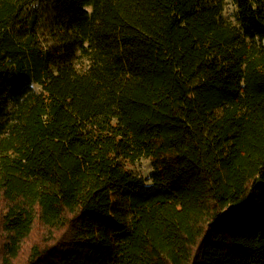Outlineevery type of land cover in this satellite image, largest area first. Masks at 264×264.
Wrapping results in <instances>:
<instances>
[{"label": "trees", "instance_id": "1", "mask_svg": "<svg viewBox=\"0 0 264 264\" xmlns=\"http://www.w3.org/2000/svg\"><path fill=\"white\" fill-rule=\"evenodd\" d=\"M232 2L0 0V264H264V0Z\"/></svg>", "mask_w": 264, "mask_h": 264}, {"label": "rangeland", "instance_id": "2", "mask_svg": "<svg viewBox=\"0 0 264 264\" xmlns=\"http://www.w3.org/2000/svg\"><path fill=\"white\" fill-rule=\"evenodd\" d=\"M225 7H224V15L226 17H231L234 11V4L232 0H225ZM133 172H135L138 176L144 179L145 183H150L149 181V174L151 171L150 161L148 159L142 158L134 165H128Z\"/></svg>", "mask_w": 264, "mask_h": 264}, {"label": "clouds", "instance_id": "3", "mask_svg": "<svg viewBox=\"0 0 264 264\" xmlns=\"http://www.w3.org/2000/svg\"><path fill=\"white\" fill-rule=\"evenodd\" d=\"M86 11H88L89 13H91V11H92L91 6H86Z\"/></svg>", "mask_w": 264, "mask_h": 264}]
</instances>
